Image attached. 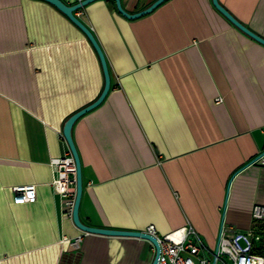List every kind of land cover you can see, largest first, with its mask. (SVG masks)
Here are the masks:
<instances>
[{
  "label": "crops",
  "instance_id": "1",
  "mask_svg": "<svg viewBox=\"0 0 264 264\" xmlns=\"http://www.w3.org/2000/svg\"><path fill=\"white\" fill-rule=\"evenodd\" d=\"M67 2V0H63ZM154 0H121L128 12ZM264 38V0H218ZM74 14L92 31L110 75L104 99L71 134L87 225L167 234L186 225L210 246L220 229L252 226L264 204V45L212 0H164L129 19L113 0ZM89 39L44 0H0V264H150L149 241L83 232L53 190V159L69 151L66 118L99 95ZM34 184L32 201L12 187ZM80 238L79 247L71 242Z\"/></svg>",
  "mask_w": 264,
  "mask_h": 264
},
{
  "label": "built area",
  "instance_id": "2",
  "mask_svg": "<svg viewBox=\"0 0 264 264\" xmlns=\"http://www.w3.org/2000/svg\"><path fill=\"white\" fill-rule=\"evenodd\" d=\"M77 1L67 0V3ZM254 161L264 165V150ZM52 165L55 174L51 181L53 190L61 196L65 214L71 216L75 195V164L70 151L53 159ZM12 191L14 202L32 201L36 196L34 184L16 185ZM251 218L252 226L243 232L221 228L216 248H211L191 225L159 234L155 226L149 224L142 231L157 239L159 254L156 264H264V204H253ZM79 239L71 242L73 249L79 247Z\"/></svg>",
  "mask_w": 264,
  "mask_h": 264
},
{
  "label": "water",
  "instance_id": "3",
  "mask_svg": "<svg viewBox=\"0 0 264 264\" xmlns=\"http://www.w3.org/2000/svg\"><path fill=\"white\" fill-rule=\"evenodd\" d=\"M49 3H51L53 6H55L59 11H61L68 19H70L79 29L83 31V33L86 35V37L89 39L90 43L92 44L93 48L95 49L100 64H101V69L104 77V83L103 87L99 93V95L94 99L92 102L89 104L81 107L80 109L76 110L72 114H70L66 120L63 123L62 127V135L63 138L65 139L69 151L73 157L74 164H75V195H74V200H73V205H72V213H71V218L74 223V225L79 228L83 232H88V233H96V234H102V235H110V236H133V237H139L142 239H146L149 241L152 246L154 247V254L153 258L150 264H156L157 257L159 254V244L157 242V239L152 236L149 233H146L142 230H137V229H122V228H113V227H99V226H92V225H87L84 224L78 214V208H79V203L82 195V189H83V183H82V172H81V162L80 158L77 152V149L75 147L71 130L74 122L84 113L87 111L93 109L96 107L101 101L104 99L106 96L109 87H110V75H109V70H108V65L105 59V55L103 53L102 48L100 47L97 39L93 35L92 31L90 28L85 25L75 14L74 11L87 3L93 1V0H79L75 3L68 4L67 2L63 0H44ZM115 3V7L117 11L122 14L123 16L133 19L137 18L139 16H142L144 14L149 13L152 11L157 5H159L161 2L164 0H154L151 2L148 6L145 8L135 11V12H128L125 10L121 4V0H113ZM212 3L214 7L222 14L224 15L235 27L240 29L242 32L250 36L251 38L255 39L256 41L262 43L264 45V38L243 25L240 21H238L227 9H225L218 0H212ZM219 235V234H218ZM216 248V247H215ZM216 252V249H215Z\"/></svg>",
  "mask_w": 264,
  "mask_h": 264
},
{
  "label": "trees",
  "instance_id": "4",
  "mask_svg": "<svg viewBox=\"0 0 264 264\" xmlns=\"http://www.w3.org/2000/svg\"><path fill=\"white\" fill-rule=\"evenodd\" d=\"M72 250H68L63 254L60 264H76L77 259L71 254Z\"/></svg>",
  "mask_w": 264,
  "mask_h": 264
},
{
  "label": "rangeland",
  "instance_id": "5",
  "mask_svg": "<svg viewBox=\"0 0 264 264\" xmlns=\"http://www.w3.org/2000/svg\"><path fill=\"white\" fill-rule=\"evenodd\" d=\"M78 242H80V239L78 240ZM215 246L211 247V248H214Z\"/></svg>",
  "mask_w": 264,
  "mask_h": 264
}]
</instances>
